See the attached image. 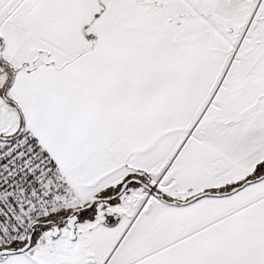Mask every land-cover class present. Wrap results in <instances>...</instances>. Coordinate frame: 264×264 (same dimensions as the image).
I'll use <instances>...</instances> for the list:
<instances>
[{
	"label": "snow or ice",
	"instance_id": "obj_1",
	"mask_svg": "<svg viewBox=\"0 0 264 264\" xmlns=\"http://www.w3.org/2000/svg\"><path fill=\"white\" fill-rule=\"evenodd\" d=\"M0 264H264V0H0Z\"/></svg>",
	"mask_w": 264,
	"mask_h": 264
}]
</instances>
